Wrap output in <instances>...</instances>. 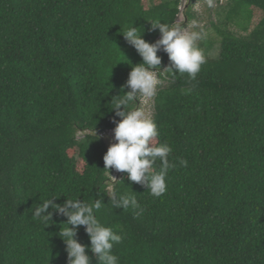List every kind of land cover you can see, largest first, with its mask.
<instances>
[{"label":"trees","instance_id":"trees-1","mask_svg":"<svg viewBox=\"0 0 264 264\" xmlns=\"http://www.w3.org/2000/svg\"><path fill=\"white\" fill-rule=\"evenodd\" d=\"M150 20L218 36L197 42L194 81L167 70L161 46L157 94L137 98L177 163L159 198L103 170L111 100L142 62L121 32L133 24L155 43ZM109 184L144 213L115 207ZM53 197L101 201L97 218L124 237L119 264H264V0H0V264H68L67 217L50 206L48 225L32 218ZM76 239L90 245L85 226Z\"/></svg>","mask_w":264,"mask_h":264},{"label":"clouds","instance_id":"clouds-1","mask_svg":"<svg viewBox=\"0 0 264 264\" xmlns=\"http://www.w3.org/2000/svg\"><path fill=\"white\" fill-rule=\"evenodd\" d=\"M211 4V0H209ZM151 30L159 29L161 38L155 43L146 42L143 34H138L133 24L127 31L121 32L128 44L132 45L142 57V62L132 65L126 85L120 89L123 95L114 96L110 110L119 121H113L115 143L111 144L103 156L104 171L111 176L112 169L126 172L128 180L145 184L146 191L153 197L159 198L167 192V176L170 169L177 167V163L170 161L172 147L168 143H153L159 136L155 121L139 106L138 97L151 99L156 96L161 81L158 73L161 57L157 51L163 46L168 54L171 65L168 67L173 76L187 74L190 80H196L206 57L197 41L203 38L200 31H189L180 27H170L159 20H150ZM118 64V63H117ZM175 70V71H174ZM125 87L129 89L124 91ZM194 87V86H193ZM192 88L185 90L189 94ZM157 160L160 162L158 171H153ZM180 167H186L187 160H178ZM106 191L113 197V204L117 208L138 210L142 215L145 209L139 204L135 194L118 195L109 184ZM53 198L41 201L32 211L34 219L48 225L52 212L67 217L65 227L60 228L59 236L66 244L68 264H90L87 255L91 251L98 258V264H119V257L113 253L115 245L120 244L124 237L110 227L104 226L97 218V213L104 206L101 201L90 203L77 199H66L63 205L53 203ZM79 226H85L90 238V245H83L76 239Z\"/></svg>","mask_w":264,"mask_h":264},{"label":"rangeland","instance_id":"rangeland-1","mask_svg":"<svg viewBox=\"0 0 264 264\" xmlns=\"http://www.w3.org/2000/svg\"><path fill=\"white\" fill-rule=\"evenodd\" d=\"M221 1V3H225V1L226 0H220ZM217 4L215 3L214 4V7L216 6ZM206 7L205 6H203V8H202V10L201 11H203L204 9H205ZM261 16H262V13L261 12H257V13H255V16H254V23H256V22H258L259 21V19L261 18ZM217 18V16L216 15H213V19H216ZM209 22V20L208 19H206V21H205V23H203V24H206L207 25V23ZM203 24H201V25H203ZM233 29H235L234 27H232ZM190 31H194V28H191V30ZM217 33L215 32V30L213 29V28H211V27H209V28H205L204 29V34H203V38H210V39H217ZM200 40V39H199ZM198 40V41H199ZM197 41V42H198ZM196 42V43H197ZM218 42H216V47H215V49H214V51L212 50L211 52H213V54H216L217 52H218ZM203 48V47H202ZM105 137H106V139L108 140V142L110 143V145L111 144H113V143H115L116 141H115V139H114V132H108V133H106V135H105ZM81 165H82V163L80 162L79 163V168H81Z\"/></svg>","mask_w":264,"mask_h":264}]
</instances>
